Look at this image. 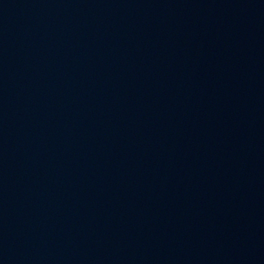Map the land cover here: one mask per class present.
<instances>
[{
    "label": "water",
    "instance_id": "95a60500",
    "mask_svg": "<svg viewBox=\"0 0 264 264\" xmlns=\"http://www.w3.org/2000/svg\"><path fill=\"white\" fill-rule=\"evenodd\" d=\"M185 0H0V176L103 68Z\"/></svg>",
    "mask_w": 264,
    "mask_h": 264
}]
</instances>
